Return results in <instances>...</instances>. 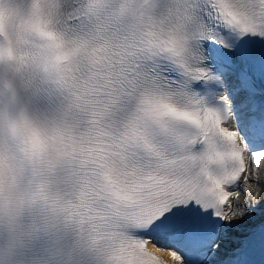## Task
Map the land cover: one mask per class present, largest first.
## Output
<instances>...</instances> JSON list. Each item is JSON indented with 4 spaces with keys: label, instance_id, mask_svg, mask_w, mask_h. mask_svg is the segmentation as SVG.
I'll use <instances>...</instances> for the list:
<instances>
[{
    "label": "snow or ice",
    "instance_id": "6c2138e0",
    "mask_svg": "<svg viewBox=\"0 0 264 264\" xmlns=\"http://www.w3.org/2000/svg\"><path fill=\"white\" fill-rule=\"evenodd\" d=\"M0 264H264V0H0Z\"/></svg>",
    "mask_w": 264,
    "mask_h": 264
}]
</instances>
